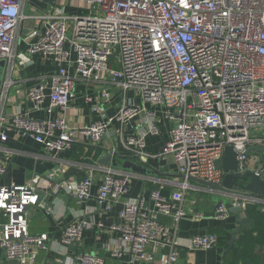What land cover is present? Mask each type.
<instances>
[{
    "label": "built area",
    "instance_id": "2783aa9c",
    "mask_svg": "<svg viewBox=\"0 0 264 264\" xmlns=\"http://www.w3.org/2000/svg\"><path fill=\"white\" fill-rule=\"evenodd\" d=\"M55 1L59 8L50 12L40 6L46 0H0V60L14 64L19 57L16 45L25 41L27 54L52 58L57 67L28 90L32 111L43 113V118L16 112L0 119V181L15 154L5 148L10 122L22 136L56 154L81 142L97 145L117 126L126 154L146 164L155 157L147 151L146 137L159 134L157 114L147 106L163 108L170 139L160 157H171L184 179L170 199L154 191L150 202L144 197L122 202L120 223L109 230L120 236L113 256L127 253L143 264H178L183 244L170 235L160 215L172 216L176 224L189 215L200 218L184 209L190 179L221 185L224 173L215 162L227 147L237 152L244 171L248 150L264 146V0ZM67 6L86 9L87 15H68L63 9ZM29 20L36 26L25 35ZM79 81L98 88L84 102L102 119L89 126L70 124L62 115ZM117 93L124 98L108 116L106 107ZM137 117H142L147 133L126 137ZM104 173L97 200L111 211L127 193L129 179L111 168ZM92 181L91 176L68 181L53 172L24 185L0 184V258L10 264H34L39 250L48 251L49 237L30 234V215L37 209L52 212L40 192L65 193L83 204L91 196ZM228 198L244 213L249 204H259L264 213V202L252 194ZM228 214L227 205L220 203L216 216ZM91 224L72 222L63 244L78 245ZM218 241L215 234L196 236L186 247L208 249ZM167 248L170 251L163 253ZM75 261L105 264L94 253L60 264Z\"/></svg>",
    "mask_w": 264,
    "mask_h": 264
},
{
    "label": "crops",
    "instance_id": "0c3cea01",
    "mask_svg": "<svg viewBox=\"0 0 264 264\" xmlns=\"http://www.w3.org/2000/svg\"><path fill=\"white\" fill-rule=\"evenodd\" d=\"M40 6L50 12H56L59 8L55 0H46ZM63 9L68 15H87L86 9L73 6H67ZM35 26L36 24L32 20L27 21L24 30L25 35ZM27 49L28 43L19 41L16 45L19 57H17L14 64L7 63V74L3 82L0 99V119L10 118L16 112L28 113L31 118L35 119L44 117L43 113L32 111V105L27 98L28 90L41 81L44 76L54 73L57 67L52 58L29 55L26 52ZM97 90V86H88L87 82L79 81L77 83L76 96L71 102L69 110L62 113L70 124L89 126L102 119V116L94 113L84 102L87 94ZM123 98V94L120 96L117 93V97L106 107L108 116H113L117 112ZM135 102L140 104L138 98ZM147 107L157 114L159 134H149L146 137L147 151L155 157L150 158L146 164L138 159L137 161L163 174L176 175L178 171L173 159L171 157L165 159L160 157L164 145L170 139V125L164 118V110L160 107ZM116 127L114 126L97 145L81 142L59 154L50 153L35 140L22 136L11 122L5 127L8 136L5 148L14 150L15 154L7 161V170L0 181L1 185H24L35 176L47 177L53 172L57 173L61 179L68 181H81L90 176L93 180L91 196L83 204H79L74 198L65 193L40 192L41 198L44 199L52 212L47 214L45 210L37 209L30 215V234L35 236L46 234L49 237L48 251L39 250L34 264H60L66 261L67 258L75 260V257L79 255L90 253L103 258L105 264H143V262L127 253L121 256H113L114 250L118 247L120 236L118 233L110 231L109 226L120 223L118 209L121 207L122 202L141 197L150 202L151 194L154 191H158L161 196L170 199L183 180L168 176L139 175L114 169L128 177V190L121 199V203L115 205L113 210L107 211L105 206L98 203L97 195L99 185L105 175L104 169L113 168L99 165V161L103 156L99 148H106L118 152L120 156L129 157L122 147L120 137L116 134ZM146 129L142 123V117H137L126 129L125 136L147 133ZM77 146L85 147L86 152L87 148L99 151L100 155L94 161H75L71 158V154ZM252 155L254 156V162L250 161ZM92 157L94 158V154ZM119 162L122 163V161ZM246 168H264V155L258 152L250 154ZM191 186L192 189L186 195L184 209L200 215V218L195 219L193 215H189L176 224L172 216L160 215V221L169 228L170 235H175L183 244V247L179 249L178 264H264V239L258 231L254 232L258 243L253 254L238 258L233 252L240 235L247 230H255L257 228L256 223L248 218L246 213L235 211L236 208L231 206L228 197L211 195L196 183L191 182ZM255 197L264 202V196ZM220 203L227 205L229 209V214L221 218L216 216V208ZM150 206L151 208L154 207L152 202ZM262 214L264 215L263 212ZM79 220L92 223L91 227L84 230L82 241L78 245H64L62 238L66 227ZM97 223H103L105 226L102 228ZM238 229L239 232L236 233ZM211 232L218 236L217 245L208 249H188L186 247L192 238L208 235ZM169 251L170 249L167 248L163 253ZM0 264L10 263L4 257H1ZM75 264L79 263L75 261Z\"/></svg>",
    "mask_w": 264,
    "mask_h": 264
},
{
    "label": "water",
    "instance_id": "95a60500",
    "mask_svg": "<svg viewBox=\"0 0 264 264\" xmlns=\"http://www.w3.org/2000/svg\"><path fill=\"white\" fill-rule=\"evenodd\" d=\"M7 74V60H0V99L2 94V87L5 76ZM165 145L162 149L164 151ZM103 156L99 161V165L103 167H112L113 169H120L139 175H147L153 177L168 176L177 179H184L181 174L170 175L163 174L151 167L141 164L134 157L120 156L118 152L111 151L106 148H99ZM261 153L264 155V146L251 147L248 150V155L252 153ZM119 161H122L120 164ZM215 168L222 170L224 173V179L221 185H215L200 179L191 178L192 183H196L207 190L211 195H221L229 197L231 195H248L260 197L264 196V168L249 169L244 171L239 169L238 154L232 147H227L224 151V156L215 162ZM235 211H240L236 208ZM239 232V229L236 233Z\"/></svg>",
    "mask_w": 264,
    "mask_h": 264
},
{
    "label": "trees",
    "instance_id": "16d2710c",
    "mask_svg": "<svg viewBox=\"0 0 264 264\" xmlns=\"http://www.w3.org/2000/svg\"><path fill=\"white\" fill-rule=\"evenodd\" d=\"M94 154V158L92 157ZM100 153L99 151H94L93 149L77 146L71 154V158L78 162H89L98 159ZM261 207L257 204H249L246 210L248 218H250L254 223H256L257 228L255 230H247L240 235L237 245L234 247V255L239 257H244L245 255L253 254L254 249L258 243L255 239L254 232L258 231L261 233L264 239V215L261 212ZM212 234V232H211ZM262 242V241H261Z\"/></svg>",
    "mask_w": 264,
    "mask_h": 264
},
{
    "label": "rangeland",
    "instance_id": "374dc122",
    "mask_svg": "<svg viewBox=\"0 0 264 264\" xmlns=\"http://www.w3.org/2000/svg\"><path fill=\"white\" fill-rule=\"evenodd\" d=\"M251 162H254V156L252 155V157H251V160H250Z\"/></svg>",
    "mask_w": 264,
    "mask_h": 264
}]
</instances>
